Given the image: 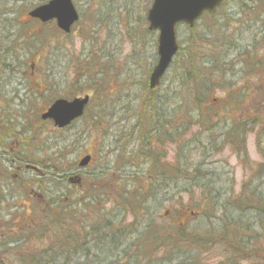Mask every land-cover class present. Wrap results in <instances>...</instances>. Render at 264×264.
Here are the masks:
<instances>
[{
    "label": "trees",
    "instance_id": "16d2710c",
    "mask_svg": "<svg viewBox=\"0 0 264 264\" xmlns=\"http://www.w3.org/2000/svg\"><path fill=\"white\" fill-rule=\"evenodd\" d=\"M235 1L240 4L235 5L241 10L240 16L244 14L250 19L246 23H258L261 18L264 19V12L261 13L263 0ZM225 2L223 0L215 14H205L200 20L208 21L205 30L198 34L197 26L188 29V40L179 42L180 49L175 59L178 67L168 88L161 85L151 90L145 81L144 96H137L135 100H139L138 103L128 110L131 115L125 118V123L130 124L122 131L128 135L127 139L133 137L136 149L131 153L126 152L124 156L142 161L137 164L141 169L140 174L131 176L137 186H133V191L125 189L116 198L114 206L122 212L121 218H104L100 211H96L98 214L92 217L94 222L79 220L74 208L81 209L80 204L84 206L85 200L95 199V196H85L80 201L69 202L68 199L81 196L80 190L46 199L43 205H47V213L43 209L45 213L39 218H32L19 226L10 225V229L18 228L17 233L13 232L15 237L9 239V243H3L6 248L12 246L10 255L15 256L16 260L11 264H39L47 258L48 264H62L61 260L65 261L63 264H103L104 260L101 259L116 257L118 251L122 264H172L179 259L176 251L184 247L183 243L190 246L192 243H227L229 254L236 260L243 255L251 256L248 250L253 253V243H264V55L258 50L261 47L256 42L245 49L241 48L243 51L232 59V51L237 46L232 44V40L229 49L224 43L220 44L228 31V24H218L225 18L217 16L221 9H225ZM229 17L226 15V18ZM145 34L148 38L155 36L152 32ZM218 48L222 52L224 48L227 51L216 55ZM152 57L150 65L153 66L157 54ZM98 61L95 64L89 61L91 65H88V70L80 68L72 80L80 83L76 79L85 81L90 77L89 90L95 91L96 99L102 100L108 91L103 84L108 81L104 77L108 64ZM237 66L239 69L235 70ZM95 67H101L102 72L95 71ZM134 86L132 84L131 88ZM251 90L252 95L256 93L262 98L255 101L253 107L248 100ZM93 102H96L95 98ZM101 107L104 106H96L98 113L89 117L92 124L89 123L87 128L88 134L92 133L93 124L98 129L102 128L101 124L104 125ZM112 112L111 117L114 118L119 111L113 109ZM87 114L88 110L85 116ZM195 129L199 133H195ZM250 136L255 138L261 162L250 169V176L242 183L239 192L233 181L230 189L225 190L217 170L206 160L227 149L235 153L242 163H249ZM81 139L82 135L77 138ZM53 146H41V155L46 156ZM171 146H175L176 151L172 160L169 153ZM125 150L122 148V152ZM63 153L54 152L38 164L32 158L21 157L26 163L39 167L42 174L40 192H44V185L51 184L53 178L60 183L76 182L74 173L79 170L78 164L69 161L71 154ZM190 153L200 155L199 164L183 163V160L191 158ZM92 158V162L96 160L94 154ZM109 170L107 163L91 175H86V178L83 176L84 182L91 180V188L97 193V182L104 179ZM82 182H76L79 185L75 187H80ZM34 184L38 182H31L32 186ZM67 184L62 192L67 190ZM108 184L112 187L113 179ZM180 184H185V192L191 197V201L183 206L187 209L196 206L197 210L192 214L208 220L210 224L207 230L197 232L183 222H175L170 228L162 227L158 221L152 220L153 213L159 208L158 202L173 201L175 197L169 198L167 194L171 190L181 191ZM88 206L85 204V207ZM50 208L54 212H49ZM229 216L232 218L229 219ZM131 243L134 248L129 247ZM168 248L173 249L175 257L170 258L169 263H163L159 257L165 255L160 253ZM22 251L24 256H20ZM148 256L149 259H145ZM198 258V255L192 258L193 264H197ZM0 264H5L2 253Z\"/></svg>",
    "mask_w": 264,
    "mask_h": 264
},
{
    "label": "rangeland",
    "instance_id": "374dc122",
    "mask_svg": "<svg viewBox=\"0 0 264 264\" xmlns=\"http://www.w3.org/2000/svg\"><path fill=\"white\" fill-rule=\"evenodd\" d=\"M152 1L153 0H72L80 14V22L75 26L72 36L69 37L67 41H62L64 43L61 45H55L57 48L53 50L55 43L50 40L53 39L52 36L54 35L52 29L46 28L39 34L35 43L30 41L31 45L28 48H20V50H18V46H15V42L18 43V41H20V37L18 36L20 27L22 32H25L23 27L19 24L20 22L28 23L26 12L29 11L31 7L36 6L39 1L0 0V14L4 10H7L8 14L6 17L0 15L4 45L6 47L11 46L12 48L13 45L15 46L17 56L14 63L22 64L24 70L23 76L25 77L23 79L24 86H22L21 101L15 100L8 103L0 99V105H8L10 106V111L19 114L15 116V118H19V120H13V124L9 125V129L18 133L17 136H15L16 140L21 133L23 134L21 142L30 138L33 132V134L38 135V143H40L43 148H48L53 144L55 146L52 147L53 150L51 149L46 156H42L40 149L35 150L30 145H25L21 147L23 157H27L26 159L32 158L37 164L57 151L61 153L64 152L63 154L66 155L71 154L69 161L75 162L76 164L87 155L92 156V154H94L96 157V160L93 161V164L91 163L89 167L81 168L83 170L79 172L75 171L76 174L81 177V182L83 180L80 187H75L79 185L76 183L77 181L72 184H67L63 182L60 183L59 180L53 178L51 179L52 182L49 181L51 184L44 185V192H38L35 189V192L37 191L38 193L36 192L34 193L35 195L29 196L33 188L25 186V195H23V198L14 200L15 204L19 203V205H21L19 210H9L10 215L7 228L8 243L9 239L15 237L13 232L15 231V233H17L16 229H18L14 227V229H10L12 228L10 225L19 226L32 218H39L40 215L45 213L43 209H46L47 213V205H43L46 199L57 198L65 195V193L71 190H80L82 194L79 198L75 197L71 199H68L66 195V199H68L69 202L80 201L84 199L85 196H95L93 200H85L84 206L80 204L81 209L74 208L77 215L80 217L79 220H92V217L98 214L96 211H100L104 218H121L122 212L114 206L116 198H118L125 189L130 191L134 190L133 186L135 187L137 185L133 182L131 176L140 174L141 170L138 168L139 166H137L138 163H141V159L139 161L138 159L134 160V157L130 159V156H124L126 152L131 153L136 148L133 137L127 139L126 137H128V135H126L122 129L130 124L125 123V118L131 115V112H128V110L132 109L133 106L138 103L139 100H135L137 96H140V98L144 96L145 86L143 87V84L145 81L148 83L150 71L156 64L155 62L153 66L150 65L153 58L152 56L157 53V35L155 34L154 38L151 36L148 38L145 34V32H149L146 17ZM236 3L239 4V2L235 0H226L224 4L225 9H221L217 15L221 19L225 18V21L218 22V24H228V31L225 34L226 38L220 44L224 43L226 48L229 49L228 45L230 44V40H232V44L237 46L236 49L232 51V59L234 56L238 57L239 51H243L242 49L256 42L258 46L260 45L261 47V49L258 50L264 55V39H262L264 36V25L262 24L264 19L261 18L258 23H246L245 21H249L250 19L244 14L240 16L239 13H241V10L239 7L235 6ZM261 6H263V8H261V13H263L264 0ZM233 13L236 15H233ZM226 15L230 17L226 18ZM207 23V20L199 22L197 24L198 30L196 33L199 34L205 30L204 26L206 27ZM22 36L24 35L22 34ZM188 38V28L184 26L180 27L178 32L179 42L184 43ZM24 41L29 42L27 38H25ZM67 44H71V48L65 50L63 46ZM226 48H224L223 52L218 48L215 54L217 55L221 52L223 54L227 51ZM103 52L108 54L105 55ZM80 55L85 57L83 61L86 66L85 68H81L86 71L88 70V65H91L89 61L95 64L96 61L99 60L98 62L102 64H108V67L106 66L105 68L106 71H103L105 74L104 77L108 78V81L103 83L106 85L105 87L108 91L104 94L102 100L96 99L94 95L95 91L89 90L90 88H88V86L90 83L88 80L90 77L85 81L79 78L76 80L80 81V83L77 81L74 83V80L72 83V78L75 79L74 73L76 72L74 71L77 67V57ZM107 56L109 57L108 60H106ZM176 62L177 60L174 61L162 81L161 85H163V88H168L169 82L172 80L174 72L178 67ZM33 65H35L34 70H32ZM50 65L58 68H54L49 79L56 81L67 79L69 81L68 85L57 88L54 90L55 93L49 94L44 92V88L47 90L51 89L53 84L49 85L42 83L43 86H35L33 83L26 84L29 79V73L34 72L31 76L35 77L37 81L41 79V76H39L40 70L38 69L40 68L43 74V71ZM238 69L239 67L237 66L235 70ZM95 71L102 72L101 67H95ZM56 73H61V77L57 79ZM132 84L135 85L133 88H131ZM25 85L29 88L30 93H27ZM86 95L90 96L92 99L95 98L96 102L91 103L88 108V114L74 123L68 131H65V129H55L49 121L42 120L41 113L48 108L54 97L72 99L74 97H85ZM12 96L13 94L9 90L4 97L8 100ZM261 99V96L256 95V93L252 95V90L251 93L248 94L249 104H251L252 107L255 105V101ZM116 103L117 105H115ZM100 105L104 106L101 107L104 113L103 116H101L104 125L101 124L102 128L98 129V126L93 124L94 127L91 129L92 133L88 134L87 128L89 123L92 124L89 117H94L95 114L98 113L96 112V106ZM114 106L115 108H113ZM113 109L115 112L119 111L114 118L111 117ZM48 125H51L50 129ZM36 130L39 131L37 132ZM194 131L195 133H199L196 129ZM124 134L126 136H124ZM81 135L82 139L77 140ZM57 144L58 146L56 148ZM122 148H126L125 152H122ZM55 149H57V151ZM175 152V146H171L169 152L170 160L174 158L173 155ZM248 152L249 163H242L235 153L233 154L232 151L227 149L206 160V162H209V164L214 166L217 170V174H219L221 179V184L225 185V190L230 189V183L233 181L236 191L239 192L242 183L247 181L250 176V169L261 162L254 136H250L248 139ZM188 155L191 158L189 160H183V163L193 162L194 164H199L201 157L198 153H190ZM107 163L110 165L109 173L106 174L104 179L97 182L99 188L98 192L95 193L91 188L93 185L92 181L88 180L84 182V177L86 178V175H91L93 172L101 169V167ZM28 176L29 175H26V177ZM41 176L42 174H40V179ZM111 179H113L112 187L108 184ZM66 184L68 185L67 190L62 192ZM180 189L181 191L179 192H172L171 190V193L167 194L169 198L170 196L173 198L175 197L173 201L163 198L162 200H165L164 202H158L159 208L153 213L151 217L152 220L158 221L162 227L168 226L170 228L175 222H183L187 224L190 229H194V231L202 232L207 230L210 224L208 220L205 217H200V215L192 214L194 210H197L196 206L192 205L191 209H187L183 206L188 203V201H191V197L185 192V184H180ZM83 193L85 194L83 195ZM23 203L24 206H22ZM85 204L89 206L85 207ZM48 211L54 212L51 208L48 209ZM231 218L232 217L229 216V219ZM18 220L19 223H17ZM92 222L94 221L92 220ZM2 244L0 246V257L2 253L5 264H11L16 260L15 256L10 255L12 246L9 245V247L6 248V245L4 244L2 247ZM253 244L255 246L251 249L253 253L248 250L251 256L243 255L235 260L228 252L229 246L227 243H192L191 246L183 243L182 245L184 247L182 248L181 246L180 250L176 251L179 259H175L172 264H193L192 258L196 255L199 256L197 264H264V243ZM188 245L190 247L187 248ZM129 247L134 248V245L131 243ZM133 252L135 253L136 250ZM119 253V251L115 253L117 255L116 257H111L109 259L105 257V259H101V261L104 260L103 264H122ZM20 254V256H24L23 251L20 252ZM160 254L165 255L164 257H159L162 259L163 263H169L170 258L175 257L172 248L164 249ZM149 257L150 256L145 259H149ZM47 259L45 262L39 264H48ZM60 262L63 264L65 261L61 260ZM142 263L146 264L145 262H141L140 264Z\"/></svg>",
    "mask_w": 264,
    "mask_h": 264
},
{
    "label": "flooded vegetation",
    "instance_id": "af4514ba",
    "mask_svg": "<svg viewBox=\"0 0 264 264\" xmlns=\"http://www.w3.org/2000/svg\"><path fill=\"white\" fill-rule=\"evenodd\" d=\"M37 1H39V3L36 4V6L31 7L29 11L26 12L28 23L26 24L25 22L24 23L20 22L19 24L20 26L23 27L25 32L23 33L20 27L18 34V36L20 37V41H18V43L15 42V46L16 45L18 46V50H20V48H28L31 45L30 41L35 43V40L38 38L39 34L42 33L46 28L52 29V33L55 36V37L52 36L53 39L50 40L51 42L55 43L53 48V50H55L57 48V46L55 45H61L62 43H64L62 41H67V39L72 36L75 26L80 22L79 21L74 27H72L70 33L67 34L66 32H64V30H62L58 26V22L55 19L43 23L39 19L32 18L30 16V13L36 8L48 3L50 0H37ZM0 15L6 17L8 15L7 10H4ZM22 34L24 36H22ZM2 35H3V29L1 28V23H0V99L7 101L8 103L15 100L21 101L22 86H24L23 79L25 78L23 76L24 70L22 64L14 63V60L16 59L17 56V50L15 49V46L13 45V48L11 46L6 47L4 45V39L2 38ZM25 38H27L29 42H25L24 41ZM64 46L63 48L65 50L71 48V44H67ZM83 59H84L83 55L77 57V67L74 72L78 71L81 67L84 66ZM34 68L35 65H33L32 70H34ZM54 68H58V67L53 65L48 66L47 69L43 71V74L41 73V69L39 68L38 69L40 70L39 76H41V79H38L37 81L35 80V77L31 76V74H33L34 72L29 73V79L27 80L26 84L33 83L35 86H43L42 83L49 85L53 84L51 89L47 90L46 88H44V92H47L49 94L55 93L54 90L68 85L69 81L67 79L65 80L61 79V81L49 79L51 72L54 71ZM56 77L57 79L61 77V73H56ZM25 88L27 93H30L27 85H25ZM9 90L13 94V96L7 100V98L4 96L8 93ZM58 99H64V98L54 97L52 103L48 106V108L43 113H41V118L43 117L44 114L47 113V111L52 106V104L55 103L56 100ZM9 108L10 106L8 105L7 106L0 105V241H1L0 244L8 243L7 228H8V220L10 215L9 210L10 209H15L16 211L19 210L21 205H19V203L15 204L14 200L17 199L20 200L23 198V195H25L24 183L27 182L26 186H30L33 188L29 196L35 195L34 193H36L37 191L40 192L39 179L41 172L39 167L37 165H34V163L36 162L32 164L30 162L26 163L25 159L21 158L23 157L21 147L24 146V143L30 145L35 150L40 149L41 145L40 143H38L39 140H37L38 135L33 134L32 132L30 138H27L26 140L21 142V137L23 136V134L21 133L16 140L15 136H17L18 133H15L13 132L12 129H9V125L13 124L12 123L13 120L15 121L19 120V118H15V116H18L19 114L10 111ZM23 115L25 116L24 113ZM43 121H49L54 126L53 122L50 120H43ZM48 127L50 129L51 125H48ZM36 131L38 132L39 130ZM35 168H38V171H35ZM74 174H75L74 175L75 178L79 179L80 176L77 175L76 172ZM26 175L29 176L26 177ZM31 182L34 183L38 182V184L37 185L34 184L32 186ZM35 189L37 190L36 192ZM22 206H24V203Z\"/></svg>",
    "mask_w": 264,
    "mask_h": 264
},
{
    "label": "water",
    "instance_id": "95a60500",
    "mask_svg": "<svg viewBox=\"0 0 264 264\" xmlns=\"http://www.w3.org/2000/svg\"><path fill=\"white\" fill-rule=\"evenodd\" d=\"M223 0H154L147 16L150 31H158V62L149 78L150 89L160 86L161 80L169 70L178 53L176 31L181 24L194 28L197 21L205 14H213ZM32 18L49 22L57 20L58 26L66 33L79 20L78 13L71 0H51L30 13ZM89 96L71 101L57 100L43 115V120H50L58 129L69 127L80 119L89 104ZM91 157L83 158L80 168L89 165Z\"/></svg>",
    "mask_w": 264,
    "mask_h": 264
},
{
    "label": "bare ground",
    "instance_id": "6f19581e",
    "mask_svg": "<svg viewBox=\"0 0 264 264\" xmlns=\"http://www.w3.org/2000/svg\"><path fill=\"white\" fill-rule=\"evenodd\" d=\"M27 145L26 143L24 144V146Z\"/></svg>",
    "mask_w": 264,
    "mask_h": 264
}]
</instances>
